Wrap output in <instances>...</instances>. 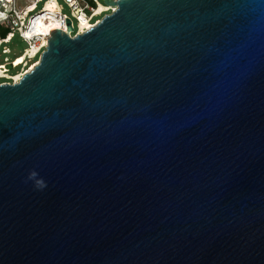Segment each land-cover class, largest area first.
I'll return each mask as SVG.
<instances>
[{"label":"water","instance_id":"water-1","mask_svg":"<svg viewBox=\"0 0 264 264\" xmlns=\"http://www.w3.org/2000/svg\"><path fill=\"white\" fill-rule=\"evenodd\" d=\"M104 2L0 84V264H264V0Z\"/></svg>","mask_w":264,"mask_h":264},{"label":"built area","instance_id":"built-area-1","mask_svg":"<svg viewBox=\"0 0 264 264\" xmlns=\"http://www.w3.org/2000/svg\"><path fill=\"white\" fill-rule=\"evenodd\" d=\"M100 5L105 8L103 12H98ZM65 6L69 8L70 13L65 12ZM114 8L100 0H0V59L2 54L12 52L8 44L13 42L17 35L27 44L20 54L22 62H18V55L13 59L4 56V61L0 62V79L7 80L0 84L18 81L17 75L23 76L30 70L27 69L30 64L39 62L34 58L46 49L53 29L59 28L75 36L94 26L100 20L96 18L98 15ZM69 18L74 27V30L70 31L67 24ZM85 23L88 25L81 28ZM7 64H12V68L21 65V68L18 72L11 73L12 68H8Z\"/></svg>","mask_w":264,"mask_h":264},{"label":"rangeland","instance_id":"rangeland-1","mask_svg":"<svg viewBox=\"0 0 264 264\" xmlns=\"http://www.w3.org/2000/svg\"><path fill=\"white\" fill-rule=\"evenodd\" d=\"M100 1L102 3H104V0H100ZM41 5H42V3L39 4V7H41ZM65 12L70 13L69 8L67 6H65ZM110 12L111 11L104 12L103 14L98 15L96 18L101 19V18H103L104 15H106L107 13H110ZM76 23H77V21L74 19V24H76ZM8 45L11 46L12 52L11 53H8V54H2V57L0 59V62H3L4 61V56H8V57H10V59H13L16 55L21 54V52L23 51V48L27 46V44L18 35L15 37V39L13 40V42L9 43ZM0 53H1V49H0ZM41 55H42V52L36 58H34V60L37 59L39 61L40 58H41ZM35 65L36 64H30V66H28L27 69L28 70L29 69L31 70ZM20 68H21V65H18L16 67L12 68L10 70V72L11 73H16V72H18L20 70ZM6 80L7 79H0V82L6 81Z\"/></svg>","mask_w":264,"mask_h":264},{"label":"bare ground","instance_id":"bare-ground-1","mask_svg":"<svg viewBox=\"0 0 264 264\" xmlns=\"http://www.w3.org/2000/svg\"><path fill=\"white\" fill-rule=\"evenodd\" d=\"M104 10H105V8L103 7V5H100V6H99V9H98V12H103ZM86 25H88V24L85 23V25H82L81 28H85ZM88 28H90V27H88ZM83 30H84V29H83ZM22 60H23V58H22V57H19L18 62H22ZM35 64H37V63H35ZM21 77H22V75H21V76H20V75H17V76H16V79L19 80Z\"/></svg>","mask_w":264,"mask_h":264},{"label":"trees","instance_id":"trees-1","mask_svg":"<svg viewBox=\"0 0 264 264\" xmlns=\"http://www.w3.org/2000/svg\"><path fill=\"white\" fill-rule=\"evenodd\" d=\"M21 55L19 54L17 57H20Z\"/></svg>","mask_w":264,"mask_h":264}]
</instances>
